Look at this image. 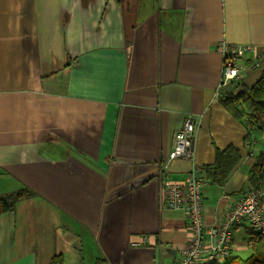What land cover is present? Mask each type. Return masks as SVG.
Masks as SVG:
<instances>
[{"label":"crops","instance_id":"1","mask_svg":"<svg viewBox=\"0 0 264 264\" xmlns=\"http://www.w3.org/2000/svg\"><path fill=\"white\" fill-rule=\"evenodd\" d=\"M222 43L251 48L226 85ZM263 71L264 0H0V197L32 193L0 213V264H175L188 217L163 205L161 183L194 165L209 246L264 152V131L221 98ZM188 118L194 160L170 162ZM230 147L241 160L219 185L206 170Z\"/></svg>","mask_w":264,"mask_h":264},{"label":"built area","instance_id":"2","mask_svg":"<svg viewBox=\"0 0 264 264\" xmlns=\"http://www.w3.org/2000/svg\"><path fill=\"white\" fill-rule=\"evenodd\" d=\"M224 56L222 66V85L240 81L248 70L237 63V57L250 47H240L222 43L219 46ZM257 68V62L251 66ZM196 125L188 118L184 126L175 135L168 161L183 160L192 162L195 156L194 141ZM205 181L201 168L194 165L183 182L163 179L161 200L168 209L186 212L188 217L189 241L175 264H221L232 259L235 231L248 224L261 238H264V185L249 187L243 193L223 224L209 231L210 245L206 244L204 220L203 187ZM134 243L139 247L146 244ZM233 260V259H232Z\"/></svg>","mask_w":264,"mask_h":264},{"label":"trees","instance_id":"3","mask_svg":"<svg viewBox=\"0 0 264 264\" xmlns=\"http://www.w3.org/2000/svg\"><path fill=\"white\" fill-rule=\"evenodd\" d=\"M223 106L239 121H242L251 130L264 131V71L260 80L251 88H244L240 94H228L221 98ZM246 119V121H244ZM241 160L238 150L230 147L225 151H219L216 156L215 165L208 168L207 175L214 183L223 185L229 178L231 172ZM264 185V152H261L250 170V176L246 188L241 195L251 186ZM32 193L22 190L0 197V213L11 212L15 205L29 198ZM249 244H253L254 254L245 261L233 264H264V244L253 229L249 228ZM50 264H65L64 257L56 254L52 257Z\"/></svg>","mask_w":264,"mask_h":264},{"label":"rangeland","instance_id":"4","mask_svg":"<svg viewBox=\"0 0 264 264\" xmlns=\"http://www.w3.org/2000/svg\"><path fill=\"white\" fill-rule=\"evenodd\" d=\"M253 244L254 243H252V247L251 246H247V251L246 252L239 253V255L237 257H234L236 259H233L232 258L233 260L231 259V261H233L234 263H236V262L245 261V260L249 259L254 254V252H255V250L253 248ZM262 244H264V240H263V243ZM238 245H241L242 246V244L240 242H238ZM231 261H229L227 263L224 262V263H221V264H233V262H231Z\"/></svg>","mask_w":264,"mask_h":264}]
</instances>
